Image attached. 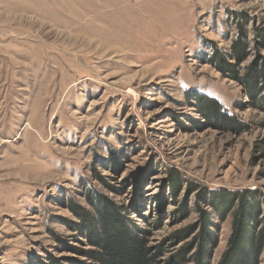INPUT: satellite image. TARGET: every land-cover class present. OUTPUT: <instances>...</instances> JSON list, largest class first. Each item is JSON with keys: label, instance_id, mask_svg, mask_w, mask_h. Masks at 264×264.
<instances>
[{"label": "rangeland", "instance_id": "1", "mask_svg": "<svg viewBox=\"0 0 264 264\" xmlns=\"http://www.w3.org/2000/svg\"><path fill=\"white\" fill-rule=\"evenodd\" d=\"M242 23L253 40L264 0H0V264H96L71 210L92 211L90 191L146 232L158 264L196 251L204 189L263 202L264 108L206 62ZM195 92L247 129H226ZM206 210L218 264L233 219Z\"/></svg>", "mask_w": 264, "mask_h": 264}, {"label": "trees", "instance_id": "2", "mask_svg": "<svg viewBox=\"0 0 264 264\" xmlns=\"http://www.w3.org/2000/svg\"><path fill=\"white\" fill-rule=\"evenodd\" d=\"M250 40L242 23L238 34L233 39L230 52L214 47L206 61L214 66L226 78L241 84L246 96L254 107L264 108V27L253 31ZM256 51L255 59L248 65L244 63L250 57V49ZM187 97L191 94L187 93ZM194 100L211 118L218 120L226 129L244 132L247 125L228 114L222 104L208 95L194 93ZM226 125V126H225ZM180 183L172 178V193L177 195ZM92 211L71 202V210L78 217L75 226L87 235L92 243V250L84 252L86 257L96 264H158V254L152 253L144 239L146 232L140 229L128 217L123 209L98 192L88 194ZM211 208L220 221L232 216V234L228 248L218 264H260L264 252V201L261 202L257 191L230 192L225 190L210 191L204 189L198 196L196 209L199 213L202 231L196 240V251L191 255L189 248H184L175 260L179 264H211V249L216 246V238L210 232ZM141 233V235H140ZM77 253L81 251L73 248ZM194 251V250H193ZM190 256V257H189ZM239 258V259H238ZM264 262V261H263Z\"/></svg>", "mask_w": 264, "mask_h": 264}]
</instances>
